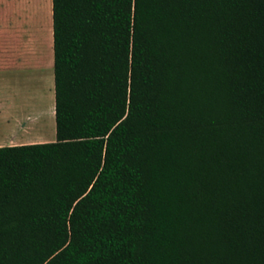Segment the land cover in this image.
<instances>
[{
  "label": "trees",
  "instance_id": "obj_1",
  "mask_svg": "<svg viewBox=\"0 0 264 264\" xmlns=\"http://www.w3.org/2000/svg\"><path fill=\"white\" fill-rule=\"evenodd\" d=\"M56 140L0 147V264H264V0H52Z\"/></svg>",
  "mask_w": 264,
  "mask_h": 264
},
{
  "label": "crops",
  "instance_id": "obj_2",
  "mask_svg": "<svg viewBox=\"0 0 264 264\" xmlns=\"http://www.w3.org/2000/svg\"><path fill=\"white\" fill-rule=\"evenodd\" d=\"M4 8L8 21L14 26V34L12 36V30L8 31L10 44L0 43V147L50 142L43 128L46 126L45 113L30 110L34 97L19 100L17 81L13 84L6 77L14 73L16 78L18 73H28L50 81L54 100L51 118L52 115L55 118L52 0H0V11ZM21 10V18H17ZM17 22L23 25L20 34L17 33ZM3 32L4 25L0 23V34Z\"/></svg>",
  "mask_w": 264,
  "mask_h": 264
},
{
  "label": "rangeland",
  "instance_id": "obj_3",
  "mask_svg": "<svg viewBox=\"0 0 264 264\" xmlns=\"http://www.w3.org/2000/svg\"><path fill=\"white\" fill-rule=\"evenodd\" d=\"M6 12V8L0 11V23L4 25V32L2 33V35L0 34V43L3 42L10 44L8 31L13 30L11 29L13 25L8 21ZM13 74L11 76H7L6 78H8L9 81L13 82V84L15 83V81H17L19 88L18 99L22 101L23 97H25V99L28 96H30L31 98L34 97L35 102L31 101L32 104L30 105H32V107H30V110L34 109L35 111L38 110L41 111V113H45L46 118L44 117V121L46 120V126H44L43 128L46 129V133L50 137V140L55 141L56 119L53 117V115L51 118V113L53 112L54 108L53 89L51 82L47 81L46 78L40 77L38 74H36V76H30L28 73H26L25 75L18 73V76L16 78ZM23 105L26 106V104L24 103ZM47 116H49L50 119H48Z\"/></svg>",
  "mask_w": 264,
  "mask_h": 264
},
{
  "label": "bare ground",
  "instance_id": "obj_4",
  "mask_svg": "<svg viewBox=\"0 0 264 264\" xmlns=\"http://www.w3.org/2000/svg\"><path fill=\"white\" fill-rule=\"evenodd\" d=\"M25 1H26V0H25ZM22 10H23V9H22ZM22 10L17 14V18L20 17V16H22V15H21V14H22ZM20 18H21V17H20ZM12 22H14V21H12ZM22 28H23V25H21V23L17 22V33L20 34L21 31H23ZM12 29H13V30H12V36H13V34H14V26H12ZM23 33H24V32H23ZM22 36H23V35H22ZM19 37H20V36H19ZM45 37H46V36H45ZM19 41H20V40H19ZM19 41H18V42H19ZM20 42H21V41H20ZM20 42H19V43H20ZM46 42H48V41H46ZM43 43H44V42H43ZM47 44H48V43H47Z\"/></svg>",
  "mask_w": 264,
  "mask_h": 264
}]
</instances>
